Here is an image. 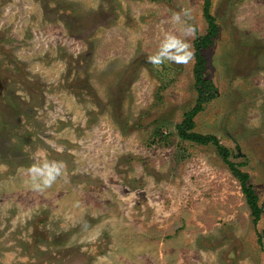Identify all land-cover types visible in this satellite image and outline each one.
Wrapping results in <instances>:
<instances>
[{
    "label": "rangeland",
    "instance_id": "1",
    "mask_svg": "<svg viewBox=\"0 0 264 264\" xmlns=\"http://www.w3.org/2000/svg\"><path fill=\"white\" fill-rule=\"evenodd\" d=\"M204 0H0V264H264V0H210L217 97L181 140ZM260 241V242H259Z\"/></svg>",
    "mask_w": 264,
    "mask_h": 264
},
{
    "label": "trees",
    "instance_id": "2",
    "mask_svg": "<svg viewBox=\"0 0 264 264\" xmlns=\"http://www.w3.org/2000/svg\"><path fill=\"white\" fill-rule=\"evenodd\" d=\"M210 5V0H204L203 16L207 23V30L204 35L197 36L193 41L194 63L192 72L194 88L197 95L196 101L192 109L185 112L181 123L176 126V130L181 140L189 141L199 145L212 144L215 146L218 155H220L224 163L227 165L234 178L239 181L241 192L245 198L247 206L249 207L252 220L254 223H257L260 220L261 208L258 203V196L256 195L252 186L248 183V173L239 169L235 163L229 160L230 152L219 144V141L216 139V137L211 135H202L194 131V118L196 115L203 110L205 103L217 97L216 87L205 76L206 61L202 54V50L211 45L213 39L218 33V27L215 18L210 13Z\"/></svg>",
    "mask_w": 264,
    "mask_h": 264
}]
</instances>
